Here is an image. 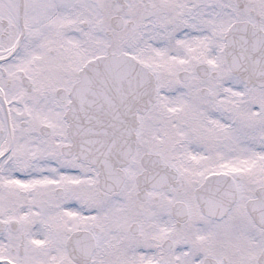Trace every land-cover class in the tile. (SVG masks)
Masks as SVG:
<instances>
[{
	"label": "snow or ice",
	"instance_id": "snow-or-ice-1",
	"mask_svg": "<svg viewBox=\"0 0 264 264\" xmlns=\"http://www.w3.org/2000/svg\"><path fill=\"white\" fill-rule=\"evenodd\" d=\"M0 264H264V0H0Z\"/></svg>",
	"mask_w": 264,
	"mask_h": 264
}]
</instances>
